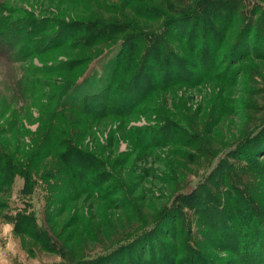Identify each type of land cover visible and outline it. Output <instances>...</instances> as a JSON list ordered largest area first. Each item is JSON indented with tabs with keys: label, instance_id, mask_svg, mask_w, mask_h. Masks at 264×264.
<instances>
[{
	"label": "rangeland",
	"instance_id": "rangeland-1",
	"mask_svg": "<svg viewBox=\"0 0 264 264\" xmlns=\"http://www.w3.org/2000/svg\"><path fill=\"white\" fill-rule=\"evenodd\" d=\"M137 2L128 8L122 0H0V129L10 131L0 142L32 174L5 185L0 178V233L13 225L0 234L3 264H161L168 257L170 264H264L263 215L251 216L256 229L250 222L233 226L238 233L227 232L230 243L213 220L227 214L235 190L251 189L264 202V0H141L146 8ZM204 2L216 10L194 37L178 28L181 21L164 26ZM27 18L37 24L11 35ZM97 18L119 23V31L86 46L68 38L54 48L43 39L63 23ZM164 28L168 74L184 58L191 74L165 82L155 70V87L135 106L109 105L87 117L63 111L48 121V85L75 80L107 44L112 49L87 73L119 59L114 41L121 36ZM136 42L118 81L147 46ZM79 58L86 63L78 65ZM51 125L87 157L85 175L75 174L79 182L71 175L77 169L64 168L62 147L33 153Z\"/></svg>",
	"mask_w": 264,
	"mask_h": 264
},
{
	"label": "trees",
	"instance_id": "trees-1",
	"mask_svg": "<svg viewBox=\"0 0 264 264\" xmlns=\"http://www.w3.org/2000/svg\"><path fill=\"white\" fill-rule=\"evenodd\" d=\"M122 1L126 7L128 8L130 7L131 0H122ZM138 1L139 2L137 3L139 5H141L143 8H146L145 6H143L144 3H142L141 0ZM207 2H204V4L199 5L198 6L199 8L197 7L198 10L193 9L188 11V13L185 15H183V13H180L176 16V18L175 17L168 18L167 20H165L164 26L167 28L168 26L170 27V24H172L175 20L181 21L182 26L178 28H182V31L184 33L185 31L188 32L190 34L189 35L190 38L194 37L193 35L196 33L195 29L197 28V24L203 22L201 21V19L203 17L205 18L208 16H209L208 18H210L216 10L211 5L205 6ZM90 21H92L91 24H86L87 23L86 21H81V20H77L75 22L63 23V25L57 26L56 30H54L53 32L52 29L51 30L52 33L49 32V35H47L46 37L44 36L43 39H46L45 41H47L48 47H54V48L66 44L67 42H64L63 39H68V38L70 39L75 38L77 39L78 44H80L81 46H86V44H90L94 42L97 43L105 42V40L111 34H114L117 31H119V23H116L114 21L106 20L102 18L101 19L97 18ZM36 24L37 22H33L31 19L27 18L25 22L23 23L21 22L14 25L16 30L11 31V35H16L18 37L23 33L25 26L31 29ZM114 25H118V27ZM126 25H130V22L128 21L127 24L125 23L123 27ZM174 29L176 30L177 28ZM207 29L210 30L211 32L216 33L215 32L216 24L208 23ZM32 31L33 30H30V32ZM123 31L125 30L123 29ZM165 31L166 29L164 31L161 30L159 32L151 33V34H148V32H146L144 33L146 35L142 34V37L138 34H127L117 39L114 38L115 39L114 42L116 43L117 41L116 44H119L121 46L120 47L121 49H119L115 53L116 54L115 56H120L119 59L113 60L112 63L108 61L103 66V68L98 72L97 71L94 72V70H92L93 71V72L91 71L92 73L91 72L87 73L91 63L95 59H97V57L98 58L101 57L110 49H112L113 45L107 44L108 46L107 48H105L103 51L101 50L100 53H97L98 55L95 54V56H91L88 59V62L85 65L82 72L80 73V76L78 75L75 80L70 81L68 79H65L62 81H58L54 85L51 84L48 85L47 86L48 93L46 97L47 100L49 101L47 105L50 108V115L46 116L48 121H53V122L57 121L56 120L57 117L59 115L61 116L63 111L66 112L74 111L87 117V116H92L91 115L92 112L103 111V108H106L109 105H113V107L110 106L112 108H110L109 111L113 109L126 110L129 107L135 106L136 104L140 103V101L144 100V98L148 95V93L152 90V88L155 87L153 85L155 83L154 78L152 79V76H154L153 72H155V70L157 72H161L160 73V77L162 76L161 80L165 82L172 81L175 77H177V75L182 77L184 75V72L189 73L185 69L186 66L184 61L186 60L184 58V59L175 60L173 65L174 72L172 74L171 73L168 74L169 72H172V67L169 66V64H166L169 63V60L166 57L172 55V52L169 48H167V44L165 41L166 38ZM86 33L88 34V36H86L87 35ZM87 37L88 38L97 37V38L93 42H90L85 40ZM3 39L6 41L7 39L6 36ZM23 39H25V37ZM138 39L139 42H144L146 43L145 45L147 46L144 48L142 56L136 60L137 65L135 66L133 72L131 73V70H129L126 73V76L123 79L121 78L122 80L118 81L116 77L122 75L125 68H127L126 61L130 59L131 56L130 53L136 51L138 47L136 41H138ZM160 59H163L164 61L161 62ZM76 61H78V65H81V63H83L85 59L79 58V60ZM130 61H132V59ZM85 63L86 62H84V64ZM165 65L168 66L165 67ZM165 76H167L168 78L164 80ZM31 82L36 83L35 80ZM114 93L118 97L116 96L110 98V95L111 94L114 95ZM115 99H119L118 102ZM130 102L132 103V105L129 106ZM123 103L125 105L127 104V106L122 107ZM9 133L10 131L8 130L2 128L0 129V134H9ZM58 133H59L58 131H54L52 125L49 126L48 129L46 130V134L43 135L42 142L37 146V148L34 150L33 153L35 154V156L51 155L56 151L55 149H58V147H62L64 150L61 153L60 152L57 153L59 154V157L62 160L64 168H67L68 171H74V169H77L73 173H71V175L73 176V178H77L79 182L81 178L75 174L78 172L85 175L86 172H84V169L87 168V165L84 164V162L87 160V157L81 154V152L74 147V144L70 139L62 140V136H60ZM59 141L60 143L62 142L61 145H59ZM233 147H228V149H231ZM28 169L29 167L24 166V163L22 164L17 163L13 158H11L7 154V149L3 147V142H0V178L2 179L4 185L9 184L15 175H21L26 179L25 181L28 182L29 181L28 178L32 175ZM91 170H93V168ZM233 192L237 193L238 197L237 198L234 197L230 199V201H227L228 202L226 203L227 214L219 215L216 217V219L215 217L213 219L215 221L220 220L222 225L220 227L218 226V229L222 230L224 241L225 239L228 240L226 243L231 242V239L228 237L227 234L229 230H230V234L235 229L236 232L238 233V229L233 228V226H237L239 224L245 226V224L249 222H250L249 226L256 224L257 223L256 220L255 222L254 220H251V216L254 214L263 215L264 218V202L261 201L260 197L256 195L253 190L252 191L251 189L242 190V191L235 190ZM243 203L249 204L248 205L250 210L249 212L247 209H245L246 211L243 210V206H242ZM228 216L230 218L229 222L230 223L232 222L233 225L226 223ZM21 218L25 220L26 216H22ZM31 224L32 225L30 226L33 229L34 228L39 229V225L35 224L33 221H31ZM253 228L256 229L257 225ZM26 229H27L26 231H30L28 227ZM239 246L241 245H237V247ZM242 247L244 246L242 245ZM118 255H121L120 259L118 260H121L125 256L123 252L119 253ZM108 257H105L104 254L103 258L106 259ZM189 260L191 261L190 257ZM90 262L92 261L90 260ZM171 262H172L171 258L168 257L166 259V262L164 263L161 262V264H167V263L170 264ZM69 264H73V263H69Z\"/></svg>",
	"mask_w": 264,
	"mask_h": 264
},
{
	"label": "clouds",
	"instance_id": "clouds-1",
	"mask_svg": "<svg viewBox=\"0 0 264 264\" xmlns=\"http://www.w3.org/2000/svg\"><path fill=\"white\" fill-rule=\"evenodd\" d=\"M13 225L10 224V223H5L3 226H2V233L0 234H8L11 229H12ZM0 264H3V261L0 260Z\"/></svg>",
	"mask_w": 264,
	"mask_h": 264
}]
</instances>
